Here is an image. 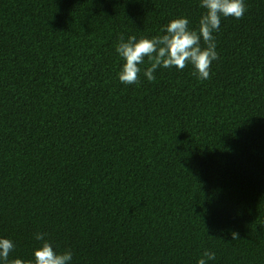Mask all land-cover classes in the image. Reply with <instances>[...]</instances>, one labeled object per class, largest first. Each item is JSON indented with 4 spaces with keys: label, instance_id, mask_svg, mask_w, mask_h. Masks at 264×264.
<instances>
[{
    "label": "trees",
    "instance_id": "1",
    "mask_svg": "<svg viewBox=\"0 0 264 264\" xmlns=\"http://www.w3.org/2000/svg\"><path fill=\"white\" fill-rule=\"evenodd\" d=\"M221 17L210 79L159 68L124 84L119 37L200 0H0V238L34 261L264 264V0ZM202 46L203 41H201ZM239 238H232V233ZM0 264L3 261L0 260Z\"/></svg>",
    "mask_w": 264,
    "mask_h": 264
},
{
    "label": "clouds",
    "instance_id": "2",
    "mask_svg": "<svg viewBox=\"0 0 264 264\" xmlns=\"http://www.w3.org/2000/svg\"><path fill=\"white\" fill-rule=\"evenodd\" d=\"M200 6L206 11L200 18L198 30L189 28L186 17H177L161 29L162 35L139 39L131 35L127 40L121 35L116 47L117 53L125 61L118 74L121 83L139 84V65L144 63L145 58L150 62V67L144 70V76L150 82L156 79L154 73L161 67L183 70L189 64L194 67L193 74L199 80L210 79L212 62L219 59L213 33L219 31L221 17L241 19L247 8L244 0H200ZM45 235L35 234V238L43 243L34 250V261L21 258L9 260L15 244L11 239L0 238V260L3 264H69L71 251L58 253L48 241H44ZM232 238L238 239V233L233 232ZM214 259L215 253L205 249L197 264H207L208 260Z\"/></svg>",
    "mask_w": 264,
    "mask_h": 264
}]
</instances>
